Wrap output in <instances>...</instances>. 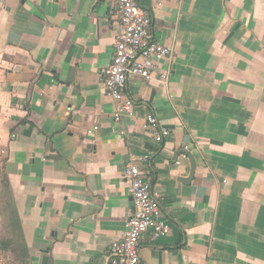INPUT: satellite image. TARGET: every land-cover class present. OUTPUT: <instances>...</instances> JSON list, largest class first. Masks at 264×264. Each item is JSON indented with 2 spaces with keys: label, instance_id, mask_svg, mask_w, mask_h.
<instances>
[{
  "label": "crops",
  "instance_id": "crops-1",
  "mask_svg": "<svg viewBox=\"0 0 264 264\" xmlns=\"http://www.w3.org/2000/svg\"><path fill=\"white\" fill-rule=\"evenodd\" d=\"M138 3L173 56L127 81L133 113L116 122L109 0H0V166L29 261L109 264L132 155L171 228L142 234L139 264H264V0Z\"/></svg>",
  "mask_w": 264,
  "mask_h": 264
},
{
  "label": "built area",
  "instance_id": "built-area-1",
  "mask_svg": "<svg viewBox=\"0 0 264 264\" xmlns=\"http://www.w3.org/2000/svg\"><path fill=\"white\" fill-rule=\"evenodd\" d=\"M109 2L118 18V31L111 62L102 73V82L113 103V119L119 122L124 115L133 113L134 101L124 92L127 81L134 76L149 81L158 62L171 60L173 48L155 39L151 17L138 0ZM168 75L169 71L163 70L159 79L167 81ZM144 130L156 143H161L169 134V129L153 112L145 115ZM123 177L128 183L132 209L125 229L110 243L109 264H139L142 234L150 230L151 238L158 239L166 236L171 228L162 218L151 183L144 178L132 155L126 161Z\"/></svg>",
  "mask_w": 264,
  "mask_h": 264
},
{
  "label": "rangeland",
  "instance_id": "rangeland-1",
  "mask_svg": "<svg viewBox=\"0 0 264 264\" xmlns=\"http://www.w3.org/2000/svg\"><path fill=\"white\" fill-rule=\"evenodd\" d=\"M1 191L2 185L0 182V240L2 239L9 243V248L7 250H0V264H27V262L31 264L29 258L22 255V239L19 232L13 228L11 223L9 218L10 209H2L4 195Z\"/></svg>",
  "mask_w": 264,
  "mask_h": 264
},
{
  "label": "trees",
  "instance_id": "trees-1",
  "mask_svg": "<svg viewBox=\"0 0 264 264\" xmlns=\"http://www.w3.org/2000/svg\"><path fill=\"white\" fill-rule=\"evenodd\" d=\"M0 182H1V185H2V191L1 193L4 195V200H2V209L4 210H7V209H10L9 213H10V220H11V223L13 225V228L19 232L20 234V237L22 239V246L23 248H21L22 250V255L25 256L26 258L28 257L29 258V255H28V251L23 243V238H22V234L20 232V222H19V219H18V216H17V213L12 205V196H11V192H10V189H9V185H8V181H7V177L6 175L3 173V170L0 166ZM11 239V238H10ZM9 248V243L8 241H5V240H0V250H7ZM28 264V262H27Z\"/></svg>",
  "mask_w": 264,
  "mask_h": 264
},
{
  "label": "water",
  "instance_id": "water-1",
  "mask_svg": "<svg viewBox=\"0 0 264 264\" xmlns=\"http://www.w3.org/2000/svg\"><path fill=\"white\" fill-rule=\"evenodd\" d=\"M179 153H184L188 157V160L190 162L189 175L186 178H182L183 181H190L192 179V177H193L194 170H195V166H196L195 160H194V158L192 157V155L187 150L182 149V150H180ZM44 262H46V256L43 257V263Z\"/></svg>",
  "mask_w": 264,
  "mask_h": 264
}]
</instances>
